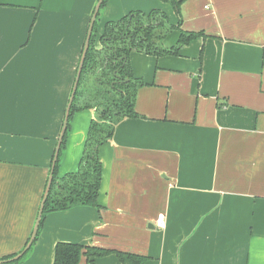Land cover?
Segmentation results:
<instances>
[{"label":"crops","instance_id":"0c3cea01","mask_svg":"<svg viewBox=\"0 0 264 264\" xmlns=\"http://www.w3.org/2000/svg\"><path fill=\"white\" fill-rule=\"evenodd\" d=\"M98 2L0 0V260L32 236ZM155 9L178 24L171 3L109 0L95 46L108 22ZM181 15L207 37L178 56L132 52L139 117L100 148V208L47 214L19 264H54L60 242L123 255L94 264H264V0H185ZM96 116H74L61 177L78 171Z\"/></svg>","mask_w":264,"mask_h":264},{"label":"trees","instance_id":"16d2710c","mask_svg":"<svg viewBox=\"0 0 264 264\" xmlns=\"http://www.w3.org/2000/svg\"><path fill=\"white\" fill-rule=\"evenodd\" d=\"M108 1L104 0L101 10L106 7ZM161 1L172 4L179 20L178 24H172L168 15L159 9L148 13L134 11L118 21L108 22L100 36L101 46L97 48L95 41L100 10L37 238L25 256L11 264L21 263L30 253L41 234L47 214L70 210L77 206L100 208V188L104 173L103 163L99 157L100 148L113 138L116 126L120 122L139 117L135 110V102L137 92L144 86V82L137 80L134 75L130 64L132 52L156 57L178 56L184 46L207 37L204 32H188L181 29L183 21L181 6L185 0ZM176 31L180 32L179 38L174 46L168 48L165 40ZM84 110H95L97 116L91 122L79 169L75 173L61 177L60 166L72 120L78 112ZM112 253L117 252L60 242L56 247L54 264H80L82 257L87 259L88 264H94L96 259ZM117 255L123 256L121 253ZM15 256L5 257L3 260ZM128 259L132 262L143 260L134 255H128Z\"/></svg>","mask_w":264,"mask_h":264},{"label":"water","instance_id":"95a60500","mask_svg":"<svg viewBox=\"0 0 264 264\" xmlns=\"http://www.w3.org/2000/svg\"><path fill=\"white\" fill-rule=\"evenodd\" d=\"M103 2H104V0H99L97 6L95 8V11H94V14H93L89 29H88V33H87V37H86V40H85V43H84V47H83L80 63H79V66H78L77 74H76L75 81H74V84H73L72 93H71V96H70V99H69V102H68V105H67V108H66V111H65L63 126H62V129H61V133H60V136H59V139H58V143H57L56 149H55L54 158H53V161H52V168H51V172H50L49 179H48V182H47V187L45 189V194H44V197L42 199V203H41V206H40V209H39V214H38L35 226H34V230H33L32 236H31L28 244L26 245V247L18 255H16L15 257H13L11 259L0 260V264H11V263H13L15 261H18L21 258H23L25 256V254L30 250V248L32 247L33 243L35 242V240L37 238L38 231H39L40 224H41V220H42V216H43L44 209H45V204H46V202L48 200V197H49V194H50V191H51V188H52V183H53V178H54V171H55V168H56V164L58 162V158H59V154H60V151H61V147H62L64 138H65V135H66V132H67V129H68L69 120H70V116H71V109H72V106H73V103H74V100H75V97H76V93H77L78 86H79V83H80V78H81V75H82V72H83V68H84V64H85V61H86L87 53H88L90 45H91V39H92V35H93L94 26H95V23L97 21L98 14H99V12L101 10Z\"/></svg>","mask_w":264,"mask_h":264},{"label":"built area","instance_id":"2783aa9c","mask_svg":"<svg viewBox=\"0 0 264 264\" xmlns=\"http://www.w3.org/2000/svg\"><path fill=\"white\" fill-rule=\"evenodd\" d=\"M166 226L165 215H160L157 219V227L164 228Z\"/></svg>","mask_w":264,"mask_h":264}]
</instances>
